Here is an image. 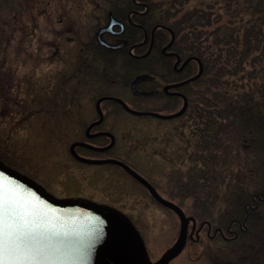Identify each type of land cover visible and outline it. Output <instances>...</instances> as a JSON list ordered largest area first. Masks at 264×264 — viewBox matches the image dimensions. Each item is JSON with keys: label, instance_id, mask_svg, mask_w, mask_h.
Here are the masks:
<instances>
[{"label": "rangeland", "instance_id": "374dc122", "mask_svg": "<svg viewBox=\"0 0 264 264\" xmlns=\"http://www.w3.org/2000/svg\"><path fill=\"white\" fill-rule=\"evenodd\" d=\"M150 1L158 6L153 20L168 11L163 22L175 28L179 45L205 58L219 53L215 45L202 48L203 39L212 41L218 27L234 26L242 35L255 24L264 34V0H232V11L227 0ZM129 2L0 0V160L56 197L85 198L119 210L155 261L177 238V215L120 167L83 164L69 152L72 142L85 140L87 124L97 118L95 100L102 95L118 96L133 109L161 113L182 105L161 91L141 97L129 87L134 76L151 73V64L157 81L139 83L138 90L160 89L175 78L157 63V54L134 62L98 44L96 33L107 24L108 12ZM258 4L261 13H253ZM203 13L210 14V24L197 21ZM102 37L109 43L122 39ZM217 66L186 87L188 108L173 119L134 116L116 103L103 102L99 129L112 132L115 145L102 154L79 150L84 156L124 161L162 197L193 216L196 228L210 223L209 235L204 224L198 240L188 239L170 264H264V202L257 201V193L264 190V147L251 145L238 120L248 95H260L264 61L252 63L249 57L237 73L228 64L215 85ZM107 142L104 137L93 140L96 145ZM254 204L260 206L258 216L245 223L246 230L233 223L230 228L237 235L227 232L230 221L241 222ZM215 228H221L224 237L214 236Z\"/></svg>", "mask_w": 264, "mask_h": 264}, {"label": "water", "instance_id": "95a60500", "mask_svg": "<svg viewBox=\"0 0 264 264\" xmlns=\"http://www.w3.org/2000/svg\"><path fill=\"white\" fill-rule=\"evenodd\" d=\"M114 24L120 26L122 32L123 25L121 22L110 17L107 27L100 28L97 32L98 41L109 49H117L125 45L122 41L118 44H109L101 39V34L110 30ZM157 27L165 28L170 33L169 42L162 48L164 53L169 48L174 40L173 31L164 25ZM152 41V40H151ZM137 43L131 47L140 46ZM151 42L148 50L138 57L146 56L151 48ZM166 55H175L173 52H167ZM177 57L174 65H177L180 58ZM197 60L198 70L193 75L182 81L171 83L163 87V90L168 91L172 88H177L187 83L198 79L203 73L202 62L193 56L184 59L179 69H182L189 61ZM149 78L147 74L136 75L130 87L133 94L137 96H146L147 94L137 90L136 84L145 81ZM171 95H180L182 98V106L172 113H160L151 110H137L129 107L127 103L120 97L113 95H103L96 99L95 109L98 115L97 120L90 123L86 128V134L90 129L99 124L103 120V112L100 104L103 101H112L120 104L122 108L129 114L142 117H154L162 120L173 119L182 115L187 108V97L178 91H169ZM107 136L110 141L104 146H95L93 144L77 141L73 142L70 147V153L80 162L86 164H111L123 169L129 176L141 184L150 194V196L163 207L168 208L174 212L179 219V231L175 242L167 248L161 256L152 261L149 258L145 243L139 234L138 230L132 224L130 219L121 213L119 210L101 203L94 202L89 199L79 197H56L48 192L42 185L34 181L29 176L11 168L0 160V179L12 188H15L18 194L25 198H30L34 202H38L44 211L48 212L50 216L54 217L58 227L65 235L60 236L56 241L59 251L55 253L53 259L55 264H170V261L177 257L185 247L187 239L198 240V233L202 226L206 224L210 227L208 221L201 222L196 228V219L191 215H186L183 209L171 200L162 197L155 187L140 173L134 170L124 161L113 158H91L80 156L74 151L75 146H84L97 152H104L111 149L115 143V137L109 131H97L88 135L89 137ZM102 222V223H101ZM190 231L188 232L189 225ZM232 222L230 223V225ZM100 228L102 230L101 237L96 240V231ZM221 231L217 228L216 231ZM195 234L196 238H193Z\"/></svg>", "mask_w": 264, "mask_h": 264}, {"label": "trees", "instance_id": "16d2710c", "mask_svg": "<svg viewBox=\"0 0 264 264\" xmlns=\"http://www.w3.org/2000/svg\"><path fill=\"white\" fill-rule=\"evenodd\" d=\"M142 2V7L139 9H143V5H147L151 12H154L158 9L155 2L150 0H138ZM232 0H227L228 8L230 9ZM175 4V2L173 3ZM248 8V7H247ZM235 9V8H234ZM230 9V11L234 10ZM237 9V8H236ZM238 10V9H237ZM253 13H261V9L259 8V4L254 6ZM155 13V12H154ZM239 13V12H238ZM168 17V11L165 12V15L162 16L158 22L164 23L163 19ZM153 19V15L148 17L147 20ZM197 18V21H202V25L210 24V14L203 13L202 16ZM196 21V24H197ZM242 27V26H241ZM173 28V27H172ZM231 27L228 25H224L218 27L214 30V37L212 41L208 42V38H204L206 41L205 45L202 47L204 51L209 49L212 45L219 47V53L215 58L203 57L202 62L204 64V72L203 74H207L212 71L215 65L217 66V75L214 80V84L218 85L221 83L219 76L223 75L226 69V65L233 64L235 72L241 71L244 66V62L251 58L252 63L259 60L260 62L264 61V34L262 32V28L253 24L252 26L246 27L245 32L241 35L238 28ZM175 31V28H173ZM138 31V30H137ZM177 33V31H175ZM163 31L159 30L156 34V39L162 41L163 40ZM195 38L198 39L197 34H195ZM202 42V41H201ZM107 51V50H106ZM109 52V51H107ZM117 54H123L126 57L125 51L119 50V52H115ZM203 54V50H202ZM129 58V57H128ZM134 62H140L139 60H134L130 58ZM217 63V64H216ZM263 74L261 79V85L258 89L260 95H258V99H254L253 94L250 93L246 100L243 101V105L238 111L239 113V124L242 129V135L251 139V145L254 146L256 150H262L261 146L264 147V112L262 109L264 108V66L262 68ZM255 76V74H254ZM127 82V81H126ZM187 87V86H186ZM186 89V88H185ZM257 201L259 205L264 202V190L257 193ZM259 205L254 204L253 208H246L245 213H247L246 223L251 222L258 216ZM246 232H242L240 235H244Z\"/></svg>", "mask_w": 264, "mask_h": 264}, {"label": "flooded vegetation", "instance_id": "af4514ba", "mask_svg": "<svg viewBox=\"0 0 264 264\" xmlns=\"http://www.w3.org/2000/svg\"><path fill=\"white\" fill-rule=\"evenodd\" d=\"M141 4H143V3L138 2L136 0H130V2L127 3L125 7L122 8V7L118 6L115 8V10L113 9L111 12H108V18L111 15L113 18L122 22L123 29H122V32L120 34H113V32H115V30L118 31L120 29L119 26H115L113 29H110V30H108V32H105V34L110 35V36H114V37H117V36H119V37L121 36V38L123 37V39H120L119 42L125 41V45L120 47V48H117V49H113V50L107 49V50L110 53L119 52V50L125 51L126 55L129 58H133L137 61L138 60L139 61L147 60V58H149L150 55L157 54L158 57H160V59H159L160 61H157V63H162L164 65V67H166L168 69V72L172 71L175 78L172 81L171 80L167 81L165 84H163L160 87V89L159 88L158 89H152L150 91H143V92L147 93L146 96H153V95H155L161 91V93L164 96L168 97L169 99H173V100L174 99H180L182 101V98L180 95H171L168 92L174 90V91H178V92L185 94L183 92L185 85H182V86L177 87V88L169 89L168 91L163 90V87L166 85H169L171 83L179 82V81L195 74L196 70L198 69L197 60L189 61L182 69H179V67L182 64V61L187 56H195L200 61H202L201 55H200V53H197V52H193V51H189V50L186 51L185 47L181 46V44L179 45L178 37L176 36V34H175V39L172 42L171 46L168 49H166V51L163 53L162 48L167 44L169 37H170L169 32L164 28H156V26L159 25V23H156V21H154L153 19L147 20L148 17L153 15V12L150 11V9L147 5H145V7L140 10L139 7H142ZM159 30H162L164 33L162 41L158 40V38L156 39V34ZM139 35H141V38L143 40V44L140 47H133L132 48L133 55H139L140 54L139 51L141 50V48L144 49L143 52H146V50H148V48L150 46V42L152 43L149 53L146 56L142 57L141 59L132 56L129 52V49L132 46H134V44L136 42H138L137 40L140 37ZM166 35L168 36V39L167 38L165 39ZM167 51H171V52L175 53V55H177L180 58V61L177 63V65H174L177 57L175 55H166ZM149 70L151 72V73H147L148 75H150L149 78L145 81H142V82L157 81V79L155 78V75L153 74L154 70L152 68V64H151V68ZM138 84L139 83H137L136 87L138 86ZM129 87H130V82H129ZM116 104L121 109H123L122 106H120L118 103H116ZM94 107H95V103H94ZM102 111H103V109H102ZM104 116H105V114H104ZM97 118H98V116H97ZM95 120L89 122L87 124V126L90 123L94 122ZM103 122H104V117H103V120L99 124L93 126L90 129L88 134H86V128H87V126H86L84 133H83V135L85 136V140H83V141L93 144V140H95L97 138H103L104 137V138L108 139V142H109V138L107 136L101 135V136H96V137H92V138L88 136L90 134H93L97 131L102 130V129H99V127L103 124ZM77 141H82V140H77ZM74 142H76V141H74ZM93 145H96V144H93ZM104 145H106V144H104ZM96 146H103V145H96ZM81 149L87 150V151H89L91 153H95V154H102V153L107 152V151L97 152V151L91 150V149L84 147V146H75L74 147V151L78 155L84 156V155L79 153V150H81ZM71 156L74 158V156L72 154H71ZM86 157L102 158V157H97V156H86ZM75 160L78 161L77 159H75ZM78 162H80V161H78ZM80 163H83V162H80ZM83 164H86V163H83ZM87 165H92V164H87ZM97 165H99V164H97ZM234 223H237L239 225L238 221L234 222ZM210 231H211V226L209 228L207 226V235H209ZM226 231L230 232V233L233 232L234 236L237 235V233L232 231L230 227L229 228L227 227ZM216 234H220L223 236V232H221L219 230L216 231V228H215L213 230V235L215 236Z\"/></svg>", "mask_w": 264, "mask_h": 264}, {"label": "snow or ice", "instance_id": "6c2138e0", "mask_svg": "<svg viewBox=\"0 0 264 264\" xmlns=\"http://www.w3.org/2000/svg\"><path fill=\"white\" fill-rule=\"evenodd\" d=\"M60 227L38 202L0 179V264H55V241L66 234ZM101 235L98 228L96 240Z\"/></svg>", "mask_w": 264, "mask_h": 264}]
</instances>
